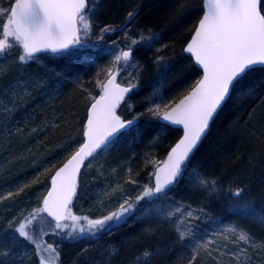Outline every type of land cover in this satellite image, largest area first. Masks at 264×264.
<instances>
[{"label": "snow or ice", "instance_id": "6c2138e0", "mask_svg": "<svg viewBox=\"0 0 264 264\" xmlns=\"http://www.w3.org/2000/svg\"><path fill=\"white\" fill-rule=\"evenodd\" d=\"M99 6L100 0H8L7 7H0V56L14 47L19 48L21 54L18 61L26 64L38 60L42 53L73 54L74 49L89 47L87 41L91 36L96 35L97 41H100L106 34L119 30V26L105 25L98 35L93 31ZM201 8L202 16L194 27L184 52L191 54L203 74L174 105L156 103L161 96L158 91H154L148 97L151 106L146 109V113H137L130 120L117 115L116 109L122 102L132 106L126 97L139 87L138 83L131 82L139 81L143 69V65L135 59V47L141 46L147 50L155 47L157 55L153 63L159 66L165 62L166 58L159 53L166 45L156 47L160 44L161 37L150 29L148 34L141 33L138 37L131 38V43L126 47H120L116 41H112L115 46V50L109 51V55L113 56L112 67L108 69L106 82L97 81V87L101 91L97 97H92L83 130L84 141L52 177L51 187L43 197L41 206L18 221L14 228L12 222L9 223V228L15 233L9 237L12 248L19 243L18 238H23L33 246L39 264H60L58 242L47 243L44 240L49 235V230L53 235H57L59 230V233L64 234L60 239L73 241L110 234L133 210L135 202L145 198L159 199L172 186L184 181L185 173L192 167L195 151L218 113L235 93L241 90L252 93L254 86L249 84V78L254 73L264 72V0H201ZM134 15V12H128L126 20L130 22ZM125 37L128 38L127 32ZM129 68L135 71L128 73V86L122 87L117 83V75ZM13 92L15 93V88ZM18 98V95L14 96L13 102ZM145 114L167 124L181 126L183 130L182 136L168 151L166 159L155 163V172L151 174L155 178L154 186H146L135 197V202L125 199L118 210L100 218L75 215L71 204L76 194L77 175L81 166L112 144L122 130H131L139 117ZM67 147L71 148L72 145ZM188 179L190 183L195 180L192 187L209 197L225 191L216 179L208 177L206 173L201 174L198 168H193ZM20 191L23 188L16 195ZM245 191V187L227 190L229 199L233 200L230 211L245 219H258L264 225V212L257 217L256 209L250 203H239V198ZM12 195L8 193V196L0 199H7ZM199 211L206 214L205 208H200ZM189 218L200 217L194 215L190 205L182 208L179 204L175 206V211H169L164 216L168 226H174L179 241H185L188 237L199 241L201 238L188 227ZM67 229L71 230L66 231ZM219 235L224 240H230L237 248L229 249L210 237L202 244L197 242L196 247H202L209 254L218 252L233 257L239 264H249V249L264 250V241L257 242L251 231L242 224H231ZM12 248H0V255L14 254ZM88 251L89 247L86 246L77 256H85ZM193 251L195 253L196 249ZM116 253L117 249L110 246L107 251L109 259L105 264H111V258ZM151 257L152 253L145 250L134 258L135 264H150ZM0 264L3 262L0 261Z\"/></svg>", "mask_w": 264, "mask_h": 264}, {"label": "trees", "instance_id": "16d2710c", "mask_svg": "<svg viewBox=\"0 0 264 264\" xmlns=\"http://www.w3.org/2000/svg\"><path fill=\"white\" fill-rule=\"evenodd\" d=\"M100 2H103L105 7L97 12L93 31L98 35L105 25L119 26L116 33L106 34L100 41H97L96 35H93L87 41L89 47L74 49L73 54L39 55L44 65H38L36 68V64H33L26 73L31 78L39 80L41 86L39 88L35 86L36 89L30 88L32 93L25 97L24 103L18 100L19 109L13 110L12 117L19 119L20 124L23 121L22 126L33 127L35 130H39L44 126L43 124L48 123L49 125L45 129V137L43 134L36 133L35 138L31 139L35 142L44 137L39 140L40 144H35L36 146L34 143L31 144L30 149L33 151L29 150L30 152L26 153L29 160L35 159L39 162L37 166L51 158L50 167L44 172L36 176L26 175L35 184H33L34 189L46 187L53 172L79 146L87 108L92 102V97H96L101 91L97 87V81L104 82L108 77V69L112 67L113 56L109 55V51L115 50L112 44L115 36L112 37V35L128 33V38L120 37L125 39V42L119 40L120 47H126L131 43V38L138 37L141 33L148 34L149 29L152 33L160 35L161 41L156 47L166 45L159 55L166 58L168 69L159 68V70L165 75H171L163 90L164 104L172 105L195 84L200 76L199 71L193 66L190 58L183 54L182 49L201 16V0H141L139 3L135 0H100ZM130 11L135 13L134 18L130 22L123 21V17H127L126 14ZM119 17L122 22L127 21L124 26L121 23L115 24L114 20ZM134 55L139 64L143 65V69L139 81L131 80V82L138 83L140 86L144 84L145 79L149 77L153 79V60L157 53L155 47L147 50L136 46ZM134 71L132 68L128 69V72ZM128 72L121 71L117 75V82L128 85ZM54 73L59 75L54 77ZM248 82L254 86V91L249 94L241 90L233 95L228 104L218 113L195 151L191 162L192 167L185 173L184 181L171 187L166 194H182L189 191L190 184L195 182V180L189 182V174L192 173L193 168H198L201 174L206 173L208 177L216 179L219 186L226 188L225 190L245 187L243 202L254 204L264 200V72L254 73ZM140 93L137 94L134 91L126 97V100L131 103ZM127 104L122 102L117 113L119 114V111L123 110ZM122 115L120 116L123 118ZM25 132L26 130L22 132L23 137L20 136L16 142L18 146L23 141L27 142V138L24 137ZM179 135V129L161 124L154 117L147 119L141 116L131 130L121 133L106 148V153L102 151L96 156L103 158L115 150L112 158H104L106 160L104 164L108 170L115 165L114 162L126 161L135 152L138 156L136 155V158L130 162L131 174L138 177L144 170L148 173L151 183L155 163L163 159L166 151ZM70 143L72 149L64 150ZM258 143L262 144L259 146ZM118 146L119 151H117ZM128 187L129 185H124L123 189ZM201 194L196 193V196L200 198V204L192 202L190 205L198 207V210L206 209V214L203 215L211 224L204 223L206 230H216L217 226L222 223L248 220L230 211L232 204L228 192H221L212 197ZM257 195L263 200H258ZM254 208L256 212H264V207ZM159 228L163 230L160 231ZM0 229H2L1 224ZM147 232L155 234L148 235ZM199 233H196L197 237ZM9 234L12 235L9 232L2 233L0 230V248L4 246L12 248V244L9 243ZM111 234L112 242L116 244L117 249V253L111 258V264H133L131 251L141 254L145 250L155 252L159 248L164 252L162 255L164 257L154 258L152 256L150 264H163L165 260H168L167 264H172V262L182 264L183 255L188 256L192 264H195L200 258L191 259L192 254L199 252L191 237L186 238L185 241H179L177 233L173 232L169 240L166 238L168 235L165 229L157 225L155 227L153 224L147 225L124 220L120 226L114 227ZM130 236L137 237L138 243L126 244L125 240ZM18 239L19 243L12 248L14 254L0 255V261L3 264H39L37 257L27 253L25 246L30 244L23 238ZM82 248L77 249L81 251ZM193 249H196L195 253ZM107 251L104 250L98 254L89 249L88 253L92 252L93 256L104 263L105 257H108ZM250 256L253 254L251 253ZM16 258H19V261H15Z\"/></svg>", "mask_w": 264, "mask_h": 264}, {"label": "rangeland", "instance_id": "374dc122", "mask_svg": "<svg viewBox=\"0 0 264 264\" xmlns=\"http://www.w3.org/2000/svg\"><path fill=\"white\" fill-rule=\"evenodd\" d=\"M135 1L136 3H139L141 0ZM7 6L8 0H0V7ZM104 7L105 6L103 5V2H100L98 11L102 10ZM120 19V17L118 19H115V24L119 25L118 23H121L122 26H124L127 21L122 22ZM125 20L126 17L124 16L123 21ZM94 23L96 25V22ZM113 36H115L114 40L117 42V45L119 40L125 42L124 38H120L121 36H125V33L120 35L118 34V36L117 34H114L112 35V37ZM20 54L21 50L14 47L7 51L3 56H0V198L8 196V193L13 194L7 199H0V224L2 227V229L0 230L2 231V233L9 232L12 235H14L15 233L13 232L12 228H9V223L12 222L14 228L18 221L26 217L28 213H30L33 209L41 206L42 198L49 186L50 181L48 180L46 187L38 190L34 189L33 187L35 184L31 179L28 178L32 175L36 176L40 172H44V170L50 167L49 164L51 163L50 158L44 163L39 164L40 166H37V164L39 163L38 161H36L35 159L29 160L30 158L28 159V157H26V153L33 151L30 149V145H33V143L34 146H36L37 144L39 145V140L41 138L37 139L35 142H33L31 139L35 138V136L37 135L36 133H39L40 135L43 134V136L46 135L45 129L49 127V125H47L48 123L43 124L44 126L40 127L39 130L35 127L38 131H33V127L26 128L22 126L23 121L20 124L19 119H17L16 117H12L13 110L16 108L19 109L18 106L20 105V102L18 103V100L20 99V101L24 103L26 99L25 97L29 96L32 93L31 89H36V87L39 88L41 86L39 80H35L31 78V76H28V74H26L28 72V69H31L30 66L33 64H36V68H38V65H44V61H41L40 59L26 64H21L18 61V56ZM167 67L168 64L166 62L161 63L159 66L155 65L152 73L153 79H151V77L145 79L144 84L138 87V90H136V92L137 94L138 92L141 93L136 96V99L133 102L130 103L132 106L129 107L127 104L123 108V110L119 111L120 115H122L123 113L125 114L122 115L124 116V119H132L133 115L137 113H146V109L151 106L148 101V97L151 96L154 91H158L161 96V99L157 100L156 103L164 104L165 98H163V90L165 88L164 86L168 82L167 80L170 79L171 75H165L164 73H161L159 68H164L167 70ZM58 75L59 74L57 73L53 74L54 77ZM13 88H15V93L13 92ZM16 95H18L19 98L15 99V101L13 102L14 96ZM144 117L147 119L152 118L148 114H145ZM24 128L26 130L24 137L27 138V142L23 141L18 146L16 142L18 141V139H20V136L23 137L22 132L25 131L23 130ZM258 144L260 146L262 143ZM67 148L68 147H65L64 150H66ZM119 150L120 148L118 146L117 151ZM114 151L115 150L111 151L105 157H107V159L112 158ZM103 153H106V149L103 151ZM136 155L137 154L134 152L130 155V159H126V161L119 160V162L117 163L114 162L115 165H112L108 170L106 164H104V162L106 163V160H104L105 157L99 158V156H95L89 162H87L83 166L77 180L76 194L74 195L71 204L73 213L77 216H87L92 219H97L104 215H107L109 212L118 210L119 205L123 203L125 199L129 200L130 202H135V197L140 195L144 191L146 186H152V183L149 182V175L147 172L145 173L144 170L141 171V174L138 177H134L131 174L132 170H130V162L136 158ZM121 167L124 168V171ZM26 175H29V177H26ZM124 185H129V187L127 189H123ZM21 188H23V191H20L19 195H16V193ZM189 188L191 190L189 189V191L187 190L186 193H182L186 195V197L182 194L170 193L160 196L159 199L145 198L144 200L135 202V207L133 208V210L129 214H127L122 221L131 220L132 222L136 221L147 225L153 224L155 227L156 225L157 227H163L168 235L166 236V238L170 240V237L173 235V232H175V229L174 226H168V222L164 220L165 214L169 211H175V206L177 204L181 205L182 208H186L192 202L200 204V198L196 196V193L200 194L201 192L197 189H194L192 187V184H190ZM247 189L249 190V187ZM224 192L226 193L227 190H225ZM201 195L205 196L207 194L202 193ZM257 196L258 200H263L259 199V195ZM243 201L244 198H239V203L241 205L245 203ZM263 201L257 203L255 202L251 205L253 207H264ZM231 204L232 207L233 200H231ZM190 206L194 211V215L200 217L199 219L189 218L188 220V227H190L192 231H195V235L196 233H199L197 231L201 232L198 236L201 239L199 241L194 240L195 245H197V242L202 244L204 240L210 237L211 239L215 240L217 244L226 245L227 248L235 250L237 248L236 245H233L230 240H224L223 237L219 235V233L222 232L225 227L231 224H242L246 226L251 231L257 242L264 240V233L261 232L264 225H261L258 219L249 217L246 221L241 220L222 223L217 226L216 230H206L207 227L204 226V223H207L208 225L209 222H207V219H205V216L203 214H200V211L197 209L198 207H193L192 205ZM261 212L262 211H260V213ZM260 213L257 212V217L260 215ZM68 223L71 222L69 221ZM54 225L55 223H52L53 228ZM159 229L160 231L163 230H161V228ZM70 230L71 229H67L66 231ZM111 233L105 234L104 236H99L97 238H82L73 241L60 239V237L64 234L59 233V230H57V235H53L51 233V230H49V235L45 236L44 240L47 243H53L54 241L58 242L60 264H76L77 261H79V264H105L109 257H105V262L103 263L95 256H93L92 252L95 251L99 254L104 250H108L110 246L116 249V244L112 242L113 238ZM147 233L148 235L155 234H153L152 232ZM191 239L193 238L191 237ZM125 242L126 244L133 242L135 244L138 243V239L135 236H130L125 240ZM79 245H81V247L83 248L88 246L92 252L88 253L85 256L78 257L77 253H79L80 249L77 248H81L78 247ZM55 246L56 244H54V247ZM25 247L28 255L32 254V256L37 257L32 245H27ZM198 251V253L196 252L195 254H192L191 257L192 260L194 255L195 258L200 257L198 259V262L195 264H239V261H237L233 257L221 255L218 252H212L211 254H209V252L202 247L198 248ZM150 252L152 253V256L154 258L164 257L162 256L164 252H162L160 248L156 249L155 252L153 250ZM251 253L253 254V256H250ZM138 255H140V253H138L137 251L130 252V256H132L131 261L133 262V264L135 263L134 258ZM249 257L250 262H252L253 264H264V250L262 249H249ZM100 258H102V256ZM15 261H19V258H16ZM189 262L190 260L188 259V256L185 257V255H183L182 264H189ZM164 263L167 264L168 260H165ZM172 264H174V262H172Z\"/></svg>", "mask_w": 264, "mask_h": 264}, {"label": "water", "instance_id": "95a60500", "mask_svg": "<svg viewBox=\"0 0 264 264\" xmlns=\"http://www.w3.org/2000/svg\"><path fill=\"white\" fill-rule=\"evenodd\" d=\"M201 16H202V13H201ZM201 16H200V18H201ZM199 18V19H200ZM199 19H198V21H199ZM198 21H197V23H198ZM196 23V24H197ZM196 26V25H195ZM194 30V29H193ZM193 32V31H192ZM191 35H192V33H191ZM191 35H190V37H189V39H188V41L185 43V45L183 46V49H182V52H183V54L184 55H186V56H188L190 59H191V62H192V64H193V66L199 71V73H200V76H199V78H198V80L201 78V76H202V69H200L199 68V66L198 65H196L195 64V62H194V59L193 58H191V54H189V53H186V52H184V48L186 47V45H187V43L190 41V39H191ZM42 54H54V53H42ZM55 54H63V53H55ZM39 55H41V54H39ZM107 79H108V77L104 80V82H106L107 81ZM116 80H117V78H116ZM117 83H119V82H117ZM122 87H127L128 85H124V84H121V83H119ZM194 86V85H193ZM192 86V87H193ZM191 87V88H192ZM191 88L188 90V91H190L191 90ZM187 91V92H188ZM187 92L184 94V95H186L187 94ZM183 95V96H184ZM98 96V95H97ZM96 96V97H97ZM183 96H181L178 100H176L172 105H174L175 103H177L181 98H183ZM121 105V104H120ZM91 106V103H90V105L88 106V108H87V111H86V118H85V121H84V125H85V123H86V120H87V113H88V109H89V107ZM119 107V106H118ZM117 107V108H118ZM116 112H117V109H116ZM117 115H118V113H117ZM120 116V115H119ZM121 117V116H120ZM122 118V117H121ZM123 119V118H122ZM130 120V119H129ZM156 120L158 121V122H160L161 124H164V125H167V126H170V127H172V128H175V129H179L180 130V135H179V137L170 145V147L168 148V150L166 151V153H165V155H164V157H163V159H162V161L164 160V159H166V157H167V153H168V151L171 149V147L172 146H174V144L179 140V138L182 136V134H183V130H182V127L181 126H175V125H170V124H167V122H164V121H161L159 118H156ZM84 130V129H83ZM125 130H122V132H124ZM120 135V134H119ZM118 135V136H119ZM206 136V135H205ZM204 136V137H205ZM204 137L202 138V140L204 139ZM201 140V141H202ZM83 141H84V137H83V134H82V141H81V143L80 144H82L83 143ZM201 143V142H200ZM200 145V144H199ZM79 147V146H78ZM77 147V148H78ZM76 148V149H77ZM75 149V150H76ZM75 152V151H74ZM74 152H72V154L74 153ZM71 154V155H72ZM71 155L70 156H68L67 158H66V160L53 172V174H52V176H51V178H50V182H49V186H48V188H47V190H46V192H45V194H44V196L47 194V192H48V190L50 189V187H51V179H52V177L55 175V173H56V171H58L59 170V168H61V167H63V165L65 164V163H67V161L71 158ZM90 159H92V158H89L88 160H86L85 162H84V164L85 163H87ZM84 164L81 166V169H80V172H81V170H82V168H83V166H84ZM80 172L78 173V175H77V180H78V177H79V174H80ZM155 172V168H154V170H153V173ZM154 184H155V178H154V176H152V186H154ZM43 196V197H44ZM42 200H43V198H42ZM41 204H42V201H41ZM44 215H46V214H44ZM47 219H49V220H51V218L50 217H48ZM53 223H55L54 221H53Z\"/></svg>", "mask_w": 264, "mask_h": 264}, {"label": "bare ground", "instance_id": "6f19581e", "mask_svg": "<svg viewBox=\"0 0 264 264\" xmlns=\"http://www.w3.org/2000/svg\"><path fill=\"white\" fill-rule=\"evenodd\" d=\"M153 65H154V63H153ZM161 66H163V65H161ZM154 68H155V65H154ZM65 160H66V159H65ZM65 160H64V161H65ZM64 161H63V162H64ZM51 176H52V175H51ZM151 183H152V182H151ZM261 232L264 233V227L262 228ZM263 233H262V234H263Z\"/></svg>", "mask_w": 264, "mask_h": 264}]
</instances>
